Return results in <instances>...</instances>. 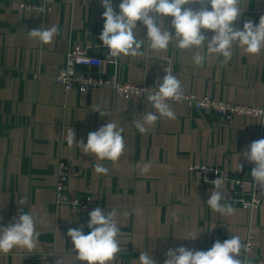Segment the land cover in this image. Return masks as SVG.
Returning <instances> with one entry per match:
<instances>
[{
	"label": "crops",
	"instance_id": "crops-1",
	"mask_svg": "<svg viewBox=\"0 0 264 264\" xmlns=\"http://www.w3.org/2000/svg\"><path fill=\"white\" fill-rule=\"evenodd\" d=\"M21 1L0 0V227L18 218L17 202L27 198L22 210L33 214L40 235L32 251L16 247L0 253V264H57L62 259L63 264H86L76 260L67 232L83 227L88 234L90 217L56 203L61 160L81 171L69 181L72 190L97 194L105 211L117 209L121 251L110 264H139L141 251L164 264L169 249L207 251L223 234L245 239L250 226L255 248L249 260H264V189L250 175L255 165L240 156L253 141L264 138V120L237 115L227 123L186 104L170 103L176 118L160 119L141 134L132 122L155 111L147 101L117 99L106 86L89 93L66 90L51 74L72 46L102 43L100 0H58L47 12L23 11ZM120 3L112 0L117 13ZM186 7L199 10L201 5ZM240 8L243 14L234 22L238 29L247 21L258 25L264 16V0H241ZM171 20L165 17L164 24L174 35ZM52 26L58 27V34L49 44L28 36V31ZM137 31L138 38H147L141 22ZM202 31L208 39L213 35ZM176 44L173 40L166 50L153 51L145 41L139 49L142 55L121 56L105 70L122 81L156 87L165 69L181 81L184 93L264 106V49L248 54L234 46L232 59L224 62L222 56L208 55L206 46L181 50ZM197 51L205 57L200 67L193 62ZM98 53L104 56L102 49ZM97 106L107 116L96 112ZM108 122L124 129L125 150L115 163L83 153L79 144ZM71 128L77 143L69 146L66 134ZM98 163L108 168L107 174L95 172ZM145 163L151 164L146 174L141 172ZM190 164L214 165L244 180L242 187L235 180L222 181V203L238 189L247 198L255 193L260 205H231V215L214 212L206 203L213 186L201 173L190 171ZM192 236L197 238L188 239Z\"/></svg>",
	"mask_w": 264,
	"mask_h": 264
},
{
	"label": "clouds",
	"instance_id": "clouds-1",
	"mask_svg": "<svg viewBox=\"0 0 264 264\" xmlns=\"http://www.w3.org/2000/svg\"><path fill=\"white\" fill-rule=\"evenodd\" d=\"M241 0H121L117 13L112 0H100L104 8L103 31L99 40L108 49V55L113 58L121 56L142 55L139 51L145 41L153 51H164L169 44L176 40V46L181 50L201 49L206 46L208 55H219L228 62L233 56V47L238 46L248 54H258L264 49V16L259 24L251 21L243 24V29L234 26V22L243 13L240 8ZM199 4L201 8L195 10L187 5ZM209 5V7H204ZM171 17L172 35L164 24V18ZM137 22H141L147 29V38H138ZM202 30H210V39ZM58 34V27L34 29L28 31L30 39L38 40L41 44H49ZM204 55L199 51L193 56V62L200 67L204 62ZM162 81L153 88L143 90L147 94V102L155 111H147L133 124L141 134L148 131L160 119H175V113L168 101H178L183 97L181 81L169 71L165 70ZM96 112L107 114L97 106ZM124 129L116 123L108 122L97 131L88 134L87 143L79 141L83 146V153L93 155L100 161L108 160L113 163L119 160L125 150V140L122 135ZM69 146L77 143L75 133L71 128L66 134ZM247 161L255 166L250 175L255 185L264 189V138L253 141L249 148L240 153ZM240 170L242 166L239 164ZM150 163L141 168L142 173H148ZM95 172L107 174L108 168L102 164L95 166ZM208 182V181H207ZM213 190L207 205L221 215H231L235 209L228 203H222L225 197L221 191L222 180L212 181ZM27 204V198L17 202L21 212L12 224L0 227V253L7 254L19 247L32 251L37 247L40 233L36 230V220L31 212H23L22 205ZM87 223L90 232L85 234L83 227L70 228L67 236L71 238L76 253V260L86 264H110L121 251L118 237L121 235L117 225V209L113 207L105 211L96 207L88 213ZM192 236L188 239H196ZM246 246L239 236H231L223 242L217 240L210 250L197 251L185 247L169 249L164 264H244L241 259L242 250ZM57 264H63V259ZM139 264H156L150 252L141 251Z\"/></svg>",
	"mask_w": 264,
	"mask_h": 264
},
{
	"label": "built area",
	"instance_id": "built-area-1",
	"mask_svg": "<svg viewBox=\"0 0 264 264\" xmlns=\"http://www.w3.org/2000/svg\"><path fill=\"white\" fill-rule=\"evenodd\" d=\"M58 0H22L19 7L23 11L47 12L53 9ZM104 51V56H100L98 50ZM117 58L108 55V49L99 42L91 46L74 45L66 53L64 63L51 74L54 79L62 84L66 90L73 88L81 92L89 93L98 87H110L117 99L137 98L147 101L145 89L154 86L142 85L122 81L113 75H109L105 70L108 64L116 65ZM168 103H183L188 107L209 113L212 117L221 119L229 123L237 115L258 117L264 120V106H249L234 102L218 99L211 95L198 97L194 93H184L183 97L178 100H169ZM189 169L192 172L202 174L204 181H208L213 186L212 181L220 178L223 180H235L239 186L244 185V180L235 178L224 169L208 164H190ZM81 175L80 169L66 161L61 160L58 164V177L54 185L56 194V203L66 205L68 208L79 215H88L96 207H99V196L94 193L72 190L69 186L71 178ZM230 205L241 206L243 208H255L260 205V199L252 193L250 198L245 197L238 189L229 193L226 197ZM229 239L226 235H221L219 241ZM241 241L246 246L242 250L241 259L244 264H264L263 259L256 262H250L249 253L255 248L253 242V228L250 226L245 239Z\"/></svg>",
	"mask_w": 264,
	"mask_h": 264
}]
</instances>
